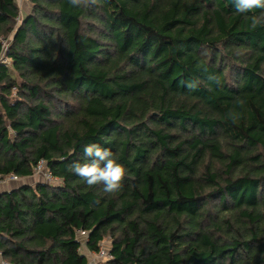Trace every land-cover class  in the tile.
I'll return each instance as SVG.
<instances>
[{
    "label": "trees",
    "instance_id": "16d2710c",
    "mask_svg": "<svg viewBox=\"0 0 264 264\" xmlns=\"http://www.w3.org/2000/svg\"><path fill=\"white\" fill-rule=\"evenodd\" d=\"M30 1L16 29L0 0V179L60 182L0 192V257L88 264L110 237L106 264H264V27L232 0ZM89 143L119 192L68 170Z\"/></svg>",
    "mask_w": 264,
    "mask_h": 264
},
{
    "label": "clouds",
    "instance_id": "9594fccd",
    "mask_svg": "<svg viewBox=\"0 0 264 264\" xmlns=\"http://www.w3.org/2000/svg\"><path fill=\"white\" fill-rule=\"evenodd\" d=\"M73 7L96 3L97 0H68ZM232 5L237 13L251 14L246 18L250 21L251 29L264 27V0H232ZM207 72V69H204ZM209 82L220 84L219 78L212 73L207 76ZM199 81H189L186 87L195 90ZM243 104V101H240ZM229 117L233 123L238 118L236 114L230 112ZM84 160L74 161L68 166V170L81 178L87 186H103L106 194L117 193L122 189V182L127 175V169L118 162L113 151L102 147L98 143H89L83 147Z\"/></svg>",
    "mask_w": 264,
    "mask_h": 264
},
{
    "label": "built area",
    "instance_id": "2783aa9c",
    "mask_svg": "<svg viewBox=\"0 0 264 264\" xmlns=\"http://www.w3.org/2000/svg\"><path fill=\"white\" fill-rule=\"evenodd\" d=\"M2 41V52L0 53V64L4 63V64H9L10 61L9 59L5 56V51L8 47L9 41H5V40H1ZM34 175H37L41 181H45L47 183H51L53 184L54 180H57L56 183L60 182V180L58 178H55L51 175V173L48 171V169L46 168V164L43 160H40L37 165L34 168ZM19 178L13 174H9L5 177H3L2 179H0V183H6L9 181H16ZM54 183V184H56ZM78 236L83 237L82 238V244L84 243V238H85V232L83 231H78ZM104 242V241H103ZM102 242V243H103ZM102 243H100V247L99 250L97 252H92L91 254L93 255V259H103V262H100V264H106L107 259L110 258V254L108 249L104 250L102 248ZM91 255V256H92ZM0 264H13L10 262L5 261L4 259H2L0 257Z\"/></svg>",
    "mask_w": 264,
    "mask_h": 264
},
{
    "label": "rangeland",
    "instance_id": "374dc122",
    "mask_svg": "<svg viewBox=\"0 0 264 264\" xmlns=\"http://www.w3.org/2000/svg\"><path fill=\"white\" fill-rule=\"evenodd\" d=\"M17 4H18V8H19V15L18 18L16 19V28L18 27V25L21 23V21L28 15L30 14L31 10H32V3L30 0H16ZM10 34L8 37H5L6 40H10L11 38ZM35 177H32V179H30V182H34L37 180L36 177H38L37 175H34ZM39 178V177H38ZM13 182H17V181H13ZM57 180H54L53 184L56 183ZM57 184V183H56ZM110 246V237H107V239H104V242L102 243V248L104 250H107ZM82 249L85 251L86 249L84 247H82ZM87 256L89 259V264H100V262H103V259H93V255L91 254V252L87 251ZM92 255V256H91Z\"/></svg>",
    "mask_w": 264,
    "mask_h": 264
},
{
    "label": "crops",
    "instance_id": "0c3cea01",
    "mask_svg": "<svg viewBox=\"0 0 264 264\" xmlns=\"http://www.w3.org/2000/svg\"><path fill=\"white\" fill-rule=\"evenodd\" d=\"M32 177H35V176L26 177V178H19L18 180H16L17 182L9 181V182H6V183H0V192L16 188V187L22 185L23 183L34 184L35 182L40 180V178L36 177L37 180L31 183L30 179H32ZM86 250L84 251L82 249V252H84L86 254V256H87ZM87 259H88V256H87ZM88 264H89V259H88Z\"/></svg>",
    "mask_w": 264,
    "mask_h": 264
},
{
    "label": "water",
    "instance_id": "95a60500",
    "mask_svg": "<svg viewBox=\"0 0 264 264\" xmlns=\"http://www.w3.org/2000/svg\"><path fill=\"white\" fill-rule=\"evenodd\" d=\"M17 28H18V27H17ZM17 28H16V29H17ZM14 33H15V32H14Z\"/></svg>",
    "mask_w": 264,
    "mask_h": 264
}]
</instances>
